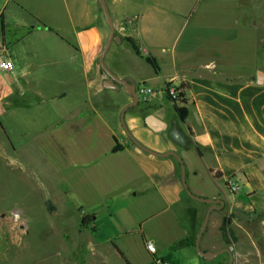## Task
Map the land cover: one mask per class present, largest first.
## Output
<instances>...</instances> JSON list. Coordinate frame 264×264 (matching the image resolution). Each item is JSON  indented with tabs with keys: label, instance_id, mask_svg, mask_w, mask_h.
I'll use <instances>...</instances> for the list:
<instances>
[{
	"label": "crops",
	"instance_id": "obj_1",
	"mask_svg": "<svg viewBox=\"0 0 264 264\" xmlns=\"http://www.w3.org/2000/svg\"><path fill=\"white\" fill-rule=\"evenodd\" d=\"M104 3L118 41L110 43L103 62L117 78L150 91L147 105L138 109H145V116L151 115L163 125L160 131H152L143 123L145 116L135 113L124 114L126 128L147 149L178 155L192 195L222 202H216L209 212L199 250H226L232 258L230 264H264V83L255 82V72L264 73V17L247 12L264 10V0ZM237 25L239 36L231 32ZM242 26L250 30L246 37L252 43L251 52L246 51L248 61L252 59L247 69L242 62ZM106 33L97 0H0V47L5 48L12 66L10 72H0V135L5 142L4 148L0 146L1 155L8 146L13 151L2 120L13 121L17 114L33 112L48 121L40 132L55 145L49 159H55V152L63 163L65 150L57 133L65 129L81 140L91 136L93 122L98 121L96 131L99 127L107 131L105 154L123 156L129 167L125 170L133 172L127 201L120 200V192L111 186L113 190L109 189L98 206L109 208L107 217L119 224V240L134 241L124 249L138 264H226V252L205 261L194 251L209 205L184 193L175 159L154 157L128 145L121 139L120 125L114 123L119 130L116 135L113 123L96 113L95 101L106 79L96 59ZM124 38L134 42L138 55ZM121 43L128 45L139 64L148 65L145 58L152 59L158 72L133 74L119 69L114 59ZM167 83L183 85L178 103L167 100L174 117H168L159 104ZM40 89L48 93L44 95ZM113 91L122 93V103L116 108L120 111L130 99L121 88ZM68 96L76 97L69 107ZM179 107L186 111L183 120L174 110ZM40 132L35 133L37 137ZM114 142L118 147L111 152ZM228 179L236 180V192L225 187ZM99 186L104 192L108 184ZM77 208L95 218L92 210L82 205ZM122 216L129 219L128 224ZM223 217H230V222L221 236ZM92 226L91 232L95 230ZM146 241L154 244L153 254L145 250ZM108 244L123 264H132L123 248L112 240Z\"/></svg>",
	"mask_w": 264,
	"mask_h": 264
},
{
	"label": "rangeland",
	"instance_id": "obj_2",
	"mask_svg": "<svg viewBox=\"0 0 264 264\" xmlns=\"http://www.w3.org/2000/svg\"><path fill=\"white\" fill-rule=\"evenodd\" d=\"M198 12H201V9ZM247 12L256 17H264L263 9H248ZM239 28L240 25H237L231 32L239 36ZM248 32L250 33V30L245 28L242 36L244 69L252 64V59L248 61L246 58V51L251 52L252 45L246 37ZM116 48L118 55L114 60L122 71L133 74L158 72L152 59L151 62L145 60L148 65L142 62L139 64L138 60H134L130 48L125 43ZM169 85L170 83H167L165 87ZM175 85L183 89L182 84ZM40 90L44 95L48 93L47 90ZM161 95L163 100L159 104L164 108L165 114L172 117L174 112L168 106L167 100H170L163 88ZM122 97L121 91L101 89L95 101L96 113L113 123L111 127L116 135L119 133L116 128L119 126V111L116 108L120 107ZM148 98L149 95L144 100H139L137 105L129 108L125 114L139 113L143 118L146 110L138 108L139 105H147ZM178 98L181 100L182 94H179ZM73 99L76 97H67L68 107ZM96 123L98 124V121ZM96 123L93 122L91 127V136L81 140L71 137L65 129L57 133L58 141L63 144L65 150L63 163L55 152L52 155L55 159H49V153L53 154L52 151L56 148L54 144L46 141L42 136L43 132H40L44 131L48 124L41 115L33 112L28 115L20 113L13 121L10 118L2 120L7 135L6 141L12 145L13 151L10 146L3 155L0 151V264H113L110 261L123 264L108 243L112 240L124 249L126 244L134 241L130 238L126 241L119 240V224L107 217L109 208L98 206L109 189L113 190L111 186L122 194L118 193L120 200L127 201L130 191L128 181L133 177V172L125 170L129 167H125L128 162L123 156L105 154L108 146L107 131L100 127L96 131ZM8 125L11 126L10 131L7 130ZM36 132L41 133L40 137H37ZM3 137L0 135V146L3 145L4 148ZM121 137L131 145L123 132ZM114 145L118 147L117 142H114ZM68 165L72 166L66 167ZM61 169L63 171H60ZM102 182L108 184L104 192L99 186ZM68 190L70 192L65 193ZM81 205L95 213L92 220L95 226L93 232L91 224H80V217L84 213L77 207ZM12 210L17 212L10 213ZM14 214L17 219L13 218ZM122 220L125 224L129 223V219L124 216ZM115 236L117 238L113 241ZM98 243L103 245L97 250ZM123 252L128 254L132 264H138V260L126 249Z\"/></svg>",
	"mask_w": 264,
	"mask_h": 264
},
{
	"label": "water",
	"instance_id": "obj_3",
	"mask_svg": "<svg viewBox=\"0 0 264 264\" xmlns=\"http://www.w3.org/2000/svg\"><path fill=\"white\" fill-rule=\"evenodd\" d=\"M97 3H98L99 8L102 12L104 22L107 25L106 38H105L104 44L102 46V49L100 50V53L96 59V62H97L99 69L103 72V74L106 77V79L102 82L101 87H102V89H105V90H118L119 88H121L122 91L130 99V102L127 103L126 105H124L120 109L119 115H118V122H119L120 128L122 129V132L124 133L126 138L129 140V142L132 145H134L137 149H139V150H141V151H143V152H145L151 156H154V157H158V158L172 157L175 159V161L177 162L178 167H179V178H180V183H181V186H182L184 193L189 198H191L195 201L209 205L208 209L206 210V212L204 214L201 227H200V229H199V231L195 237V240H194V251H195V253L199 257L204 259L205 261H210L212 258L217 256L218 254H220L222 252H226L228 254V261L226 264H230L232 258H231V255L229 254L228 251L221 250V251H217V252H201L199 250V247H198V242H199V239H200V237H201V235L205 229L210 210H212V208H215L213 206L216 202H218L220 205H222V202L211 200V199L199 198V197H195L194 195H192L190 193V191L188 190V188L186 187V184L184 182V167H183L182 161L178 157V155L175 154L174 152H171V151H167V152L160 154V153H156V152H153V151L147 149L146 147L141 145L136 139H134L132 137V135L130 134V132L128 131V129L126 128L125 123H124V114L129 108L135 107L137 105V103L139 102V99H138L137 94H136V86L133 83H130L124 79L117 78L115 75H113L106 68V66L103 62L104 56H105V54L109 48L110 43L118 41V37L115 36V34H114V26H113V23L110 19L108 10H107L106 5L104 3V0H97ZM255 82L258 85H261L264 83V73L263 72H261V71L255 72ZM143 123L149 129H151L152 131H155V132L160 131L163 127L162 123L159 122L158 120H156L151 115L145 116L143 118Z\"/></svg>",
	"mask_w": 264,
	"mask_h": 264
},
{
	"label": "built area",
	"instance_id": "obj_4",
	"mask_svg": "<svg viewBox=\"0 0 264 264\" xmlns=\"http://www.w3.org/2000/svg\"><path fill=\"white\" fill-rule=\"evenodd\" d=\"M12 70V66L8 58L5 54V48L0 47V72L8 73ZM167 98L172 103H178L180 101L179 94L183 93V89L179 88L177 85L170 83L169 87H164ZM136 94L139 100H144L148 95H150V91L145 89L142 86L136 87ZM225 187L228 189L230 193H234L238 190V185L236 180L228 179L225 182ZM14 219H17V215H12ZM145 250L153 254L155 252V246L152 242L146 241L144 243ZM157 264H165L159 261H156Z\"/></svg>",
	"mask_w": 264,
	"mask_h": 264
},
{
	"label": "trees",
	"instance_id": "obj_5",
	"mask_svg": "<svg viewBox=\"0 0 264 264\" xmlns=\"http://www.w3.org/2000/svg\"><path fill=\"white\" fill-rule=\"evenodd\" d=\"M123 40L130 46V48L134 52V54L138 55V50H137L134 42L129 38H124ZM145 60L151 62V59L148 57H146ZM174 110H175V113L177 114L179 120H183L185 118L186 111L183 107L175 108ZM139 115L142 116V114H139ZM116 150H117V148L114 145L111 148V152H116ZM93 219H94V217L92 215L84 214L80 217V224L84 225V226L91 224V230H93V226H92L93 225V221H92ZM229 222H230V217H223L222 218L221 223H220V227H219V232H220L221 236H224V234L226 232V227L228 226ZM118 255L121 258H123L119 252H118Z\"/></svg>",
	"mask_w": 264,
	"mask_h": 264
}]
</instances>
